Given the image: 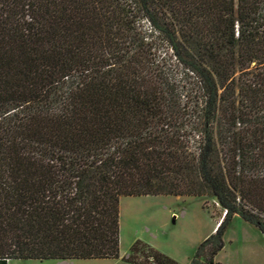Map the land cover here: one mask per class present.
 <instances>
[{
  "label": "trees",
  "instance_id": "obj_1",
  "mask_svg": "<svg viewBox=\"0 0 264 264\" xmlns=\"http://www.w3.org/2000/svg\"><path fill=\"white\" fill-rule=\"evenodd\" d=\"M145 196L223 210L189 264L264 236V0H0V264L118 259Z\"/></svg>",
  "mask_w": 264,
  "mask_h": 264
},
{
  "label": "rangeland",
  "instance_id": "obj_2",
  "mask_svg": "<svg viewBox=\"0 0 264 264\" xmlns=\"http://www.w3.org/2000/svg\"><path fill=\"white\" fill-rule=\"evenodd\" d=\"M223 216V210L212 197L145 196L124 197L119 203L120 258L97 264H124L136 240L147 242L173 259L189 264L195 238L208 237ZM193 234V235H192ZM263 236V235H262ZM260 232L234 217L223 235L224 247L215 256V264H264V237ZM11 260L9 264H88L72 260ZM92 261V260H82Z\"/></svg>",
  "mask_w": 264,
  "mask_h": 264
},
{
  "label": "crops",
  "instance_id": "obj_3",
  "mask_svg": "<svg viewBox=\"0 0 264 264\" xmlns=\"http://www.w3.org/2000/svg\"><path fill=\"white\" fill-rule=\"evenodd\" d=\"M260 234H261V233H260ZM192 235H193V234H192ZM201 235H203V234H201ZM201 235H199L198 237L195 238L194 245H193V247H192V249H191L192 252L194 251V249L197 247L198 244H200L205 238H207V237H202ZM261 236H262V234H261ZM262 237H264V236H262ZM146 243H147V242H146ZM151 247H152V246H151ZM152 248H154L155 250L161 252V250H159L157 247H152ZM161 253H162V252H161ZM162 254L166 255L164 252H163ZM166 256L170 257L171 259H177V258H175V257H171V256H169L168 254H167ZM190 256H191V254L188 255V256L186 257L185 262H183V261H181V260H179V259H177V260H179V261H181V262H183V263H186L187 260H188V258H189ZM120 257H122V256H119V258H120ZM55 261H57V262H63V263L65 262V261H62V260H55ZM100 261H102V260H92V261L72 260V261H70V262H89L88 264H97V262H100ZM8 264H9V262H8ZM72 264H73V263H72ZM74 264H76V263H74ZM124 264H129V263L124 262Z\"/></svg>",
  "mask_w": 264,
  "mask_h": 264
}]
</instances>
